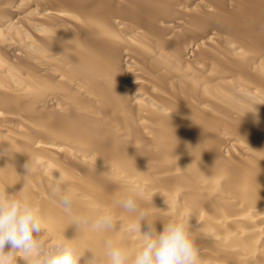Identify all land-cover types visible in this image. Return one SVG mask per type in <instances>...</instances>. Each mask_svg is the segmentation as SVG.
I'll return each instance as SVG.
<instances>
[{
  "label": "bare ground",
  "instance_id": "6f19581e",
  "mask_svg": "<svg viewBox=\"0 0 264 264\" xmlns=\"http://www.w3.org/2000/svg\"><path fill=\"white\" fill-rule=\"evenodd\" d=\"M22 189L47 246L97 264L142 247L132 189L157 233L190 219L198 264H264V0H0V193Z\"/></svg>",
  "mask_w": 264,
  "mask_h": 264
},
{
  "label": "clouds",
  "instance_id": "9594fccd",
  "mask_svg": "<svg viewBox=\"0 0 264 264\" xmlns=\"http://www.w3.org/2000/svg\"><path fill=\"white\" fill-rule=\"evenodd\" d=\"M8 149L5 150L7 153ZM29 171V163L25 165ZM0 193V264H14L21 254L27 264H81L86 251L91 258L85 264H97L95 253L90 249L82 251L73 240H58L51 247L47 246L41 233L43 214L38 206L18 194ZM118 204L128 213L137 216L138 223L133 231L142 237V247L130 254L124 246L115 245L111 240L105 242V255L108 264H198L200 249L196 243L195 233L190 230V219L177 216L174 220L164 222L163 230L155 231L154 221L149 222V213L139 207L138 201L145 199V193L132 189ZM51 194L58 197L60 205L66 212L72 211V194L63 187V178L57 177ZM147 221V230L141 231V222ZM74 225L89 226L94 230H115L113 217L104 213L90 219L87 216L76 217ZM6 246L8 250L5 251Z\"/></svg>",
  "mask_w": 264,
  "mask_h": 264
}]
</instances>
